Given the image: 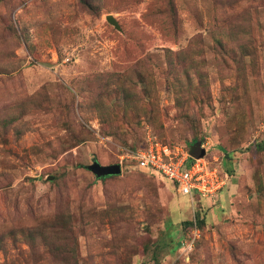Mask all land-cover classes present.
Returning <instances> with one entry per match:
<instances>
[{
    "label": "rangeland",
    "instance_id": "obj_1",
    "mask_svg": "<svg viewBox=\"0 0 264 264\" xmlns=\"http://www.w3.org/2000/svg\"><path fill=\"white\" fill-rule=\"evenodd\" d=\"M148 140L224 187L119 163ZM0 264H264V0H0Z\"/></svg>",
    "mask_w": 264,
    "mask_h": 264
},
{
    "label": "built area",
    "instance_id": "obj_2",
    "mask_svg": "<svg viewBox=\"0 0 264 264\" xmlns=\"http://www.w3.org/2000/svg\"><path fill=\"white\" fill-rule=\"evenodd\" d=\"M196 158L184 147L167 148L155 140H148L146 146L125 151L119 157L120 164L128 169H137L147 175H156L170 181L180 195L187 196L192 203L215 196L225 185L228 175L221 171L218 157ZM194 231V232H193ZM192 232L196 234L195 226ZM194 234V235H195ZM192 242L189 244L191 248Z\"/></svg>",
    "mask_w": 264,
    "mask_h": 264
},
{
    "label": "water",
    "instance_id": "obj_3",
    "mask_svg": "<svg viewBox=\"0 0 264 264\" xmlns=\"http://www.w3.org/2000/svg\"><path fill=\"white\" fill-rule=\"evenodd\" d=\"M106 21L112 24L115 28H119L117 22L114 20L112 16H107ZM205 151L200 149L198 146L194 150V157L199 158L204 156ZM88 169L99 179L105 178L108 176H116L121 173L120 164H113L102 166L98 162H94L92 165L88 166ZM52 178H50L51 180Z\"/></svg>",
    "mask_w": 264,
    "mask_h": 264
},
{
    "label": "trees",
    "instance_id": "obj_4",
    "mask_svg": "<svg viewBox=\"0 0 264 264\" xmlns=\"http://www.w3.org/2000/svg\"><path fill=\"white\" fill-rule=\"evenodd\" d=\"M200 143L199 142H194V141H192L191 143H190V145H189V147H188V145L187 146H185V148H186V150L192 155V156H194V150H195V148L198 146L199 148H200ZM201 149V148H200ZM148 176H154V175H148ZM156 176V175H155ZM195 222H193V221H191V222H187L186 223V225H187V228L184 230L185 232H188V231H191L192 230V228L195 226V224H194ZM196 227V226H195Z\"/></svg>",
    "mask_w": 264,
    "mask_h": 264
}]
</instances>
